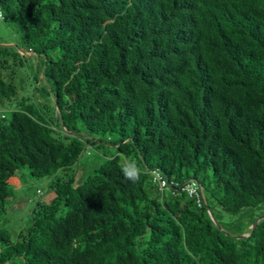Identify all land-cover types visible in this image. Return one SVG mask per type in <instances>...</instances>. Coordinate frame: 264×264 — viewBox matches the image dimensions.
Masks as SVG:
<instances>
[{
  "label": "trees",
  "instance_id": "trees-1",
  "mask_svg": "<svg viewBox=\"0 0 264 264\" xmlns=\"http://www.w3.org/2000/svg\"><path fill=\"white\" fill-rule=\"evenodd\" d=\"M0 13L18 35L0 38V217L16 171L52 177L87 146L112 149L80 185L55 181L16 240L0 228V264H264V0H0Z\"/></svg>",
  "mask_w": 264,
  "mask_h": 264
},
{
  "label": "rangeland",
  "instance_id": "rangeland-1",
  "mask_svg": "<svg viewBox=\"0 0 264 264\" xmlns=\"http://www.w3.org/2000/svg\"><path fill=\"white\" fill-rule=\"evenodd\" d=\"M14 29V26H6L0 22V38L5 42V45L12 46L13 48L18 42V35L13 31ZM30 55V53L26 54V62L23 61L24 70H27L26 76H18L17 82L15 81V85L18 87L19 99L27 94H32L31 89L34 84H32V70L34 69L33 64H35V60L33 57H27ZM24 70L20 71L22 76ZM10 112L11 107L0 108V113L4 114L7 118L10 117ZM111 152L112 149L97 151L87 146L73 167L68 171H59L52 177L33 178L25 167L16 171L14 176L9 180L14 195L7 201L6 213L0 217V228L5 229L10 234L12 240H16L19 233L28 228L30 210L34 204L37 201L47 200L52 197L50 186L55 181H62L74 175V185H80L87 176L104 163L107 158L103 155L109 156ZM230 220L231 217L223 213V221L228 222Z\"/></svg>",
  "mask_w": 264,
  "mask_h": 264
},
{
  "label": "built area",
  "instance_id": "built-area-1",
  "mask_svg": "<svg viewBox=\"0 0 264 264\" xmlns=\"http://www.w3.org/2000/svg\"><path fill=\"white\" fill-rule=\"evenodd\" d=\"M0 19H2V14L0 13ZM154 180L159 184L160 188H164L167 184L166 181L161 178V176L156 172H152ZM186 192L190 198H194L198 207L204 204V197L200 186L194 181H190L184 185L181 189Z\"/></svg>",
  "mask_w": 264,
  "mask_h": 264
},
{
  "label": "clouds",
  "instance_id": "clouds-1",
  "mask_svg": "<svg viewBox=\"0 0 264 264\" xmlns=\"http://www.w3.org/2000/svg\"><path fill=\"white\" fill-rule=\"evenodd\" d=\"M121 172L125 179L131 182H136V180L138 179L137 173L126 165L121 168Z\"/></svg>",
  "mask_w": 264,
  "mask_h": 264
},
{
  "label": "water",
  "instance_id": "water-1",
  "mask_svg": "<svg viewBox=\"0 0 264 264\" xmlns=\"http://www.w3.org/2000/svg\"><path fill=\"white\" fill-rule=\"evenodd\" d=\"M209 214H210V217H211L212 221L214 222V224H215L218 228H220L218 222L214 219V217L212 216V214H211V213H209ZM261 219H264V214H263L261 217H259V218L255 221V223H254L253 226H252L253 229L255 228L256 223H257L258 221H260ZM243 237H247V235H242V236H240V238H243Z\"/></svg>",
  "mask_w": 264,
  "mask_h": 264
}]
</instances>
